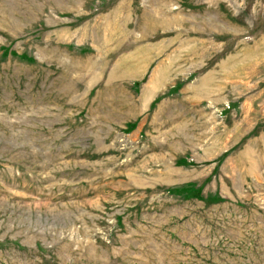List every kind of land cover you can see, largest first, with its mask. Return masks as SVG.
Returning a JSON list of instances; mask_svg holds the SVG:
<instances>
[{
  "label": "rangeland",
  "instance_id": "1",
  "mask_svg": "<svg viewBox=\"0 0 264 264\" xmlns=\"http://www.w3.org/2000/svg\"><path fill=\"white\" fill-rule=\"evenodd\" d=\"M0 264H264V0H0Z\"/></svg>",
  "mask_w": 264,
  "mask_h": 264
}]
</instances>
